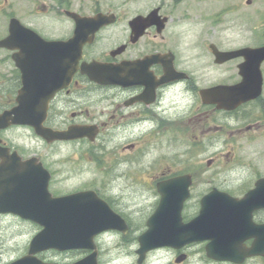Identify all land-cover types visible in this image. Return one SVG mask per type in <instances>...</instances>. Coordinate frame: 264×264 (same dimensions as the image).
Returning <instances> with one entry per match:
<instances>
[{"label":"flooded vegetation","instance_id":"af4514ba","mask_svg":"<svg viewBox=\"0 0 264 264\" xmlns=\"http://www.w3.org/2000/svg\"><path fill=\"white\" fill-rule=\"evenodd\" d=\"M201 1L0 0V42L10 28L19 32L16 47L0 44V226H38L11 209L21 206L23 192L45 183L52 198L94 191L120 216L124 229L115 231L122 241L138 244L142 230L136 234L135 228H145L153 216L160 182L189 176V196L180 211L187 223L206 193L216 189L241 198L264 180V59L260 92L231 108L227 87L245 79L244 57L221 59L218 53L264 45V28H257L256 42L231 44L232 19L263 18L264 0ZM97 73L111 74L112 82L92 78ZM54 81L63 85L51 96ZM14 107L36 117L7 122ZM86 126L94 134L47 140L37 132ZM60 144L77 149L56 158ZM238 146L255 147L256 156L235 162ZM216 147L225 151L204 157ZM89 164L103 182L114 171L133 182L143 174L139 190L151 199L145 212L132 218L95 182L65 186L66 180L83 179ZM218 167L246 171L232 183L222 178L215 185L206 172ZM250 219L263 225L264 206L252 209ZM253 240L250 235L242 244L250 247ZM208 241L154 248L136 262L264 264L262 253L241 262L208 257ZM82 250L84 256L91 253Z\"/></svg>","mask_w":264,"mask_h":264},{"label":"water","instance_id":"95a60500","mask_svg":"<svg viewBox=\"0 0 264 264\" xmlns=\"http://www.w3.org/2000/svg\"><path fill=\"white\" fill-rule=\"evenodd\" d=\"M10 32L0 44L13 48L17 46L16 38L19 32L11 28ZM13 38L15 41H12ZM218 53H221V59L244 57L241 69L245 79L227 87V91L231 94L229 99H232L231 108L256 96L261 90L259 66L264 59V45ZM92 78H99L103 80L102 82L107 79L112 80L111 74L102 73L93 74ZM62 85L59 81L51 83L49 94L52 96ZM217 89L221 91L222 87L219 86ZM223 89L225 92V86ZM35 117L34 114L14 107L6 118H8L7 122L22 123ZM40 118L43 119V115ZM37 132L47 140L94 134L90 126L71 127L66 131L38 130ZM189 186L188 175L170 178L157 185L161 199L153 216L147 221V229L138 237L139 247L136 250L139 255L138 263L142 262L145 253L152 248L164 245L179 247L203 240H209L205 245L206 254L215 259L241 262L244 257L264 254V224L255 225L250 219L252 209L264 206V180L256 181L254 189L241 198L216 189L206 193L200 200L197 216L183 223L180 211L183 202L189 196ZM21 195L24 201L21 202V206L11 209L12 212L34 221L42 228L31 238L26 254L8 264H55L41 260L36 253L48 249L63 251L81 248L92 251L81 259L65 264H97L94 237L106 229H124L123 225H119L122 223L120 216L94 191H80L52 198L47 193L44 183L40 190L25 191ZM250 235L254 240L250 247H246L242 241Z\"/></svg>","mask_w":264,"mask_h":264},{"label":"rangeland","instance_id":"374dc122","mask_svg":"<svg viewBox=\"0 0 264 264\" xmlns=\"http://www.w3.org/2000/svg\"><path fill=\"white\" fill-rule=\"evenodd\" d=\"M199 2H203L199 0ZM235 16V15H234ZM236 17V16H235ZM258 18V20H257ZM255 17L250 15L247 20L240 21L239 19H232V31H231V44L239 43H251L258 41V36L256 33L259 32L258 29L264 28V17ZM258 28V29H257ZM240 145V144H239ZM77 148L68 147L67 144H60L57 147L56 158L64 156H73L71 152H74ZM238 159L235 162L243 161L249 159L250 157H255V147L238 146L236 148ZM219 155L220 152L225 150L220 147L207 149L204 157H210L212 155ZM212 155V156H213ZM139 168V164H137ZM84 168L88 169V172L84 178H72L66 180L65 186L70 187L71 185H76L81 181H87L88 183H96L97 187L100 186V191L105 195H109L114 199V203L122 208L126 213L130 214L133 218H138L140 214L144 213L147 206L150 204V198L146 196L139 189L143 188L144 175H138L136 181L133 182L128 177H118L117 172L114 171V175H110L104 178L102 174L97 173L93 166L89 164L85 165ZM246 171L245 167L239 169H209L206 172V176L213 177L214 181L212 184H220V180L225 178L228 183L234 181V176L243 174ZM102 182V185L100 183ZM64 185V183H63ZM207 186V185H206ZM144 195V197H142ZM148 195V193H147ZM144 227V226H143ZM40 228L33 223H21L19 225H11L9 223H3L0 226V263H9L18 257L22 256L28 247L30 239ZM136 234H139V226L135 228ZM95 242L98 247V262L99 264H137V256L134 249L137 248L138 244L134 241L124 242L122 241L120 235L115 230H108L100 233L95 237ZM195 246L194 249H197ZM86 251L84 250H71L65 252L58 251H45L38 254V257L44 261L48 262H72L80 259L84 256ZM166 257H164V260Z\"/></svg>","mask_w":264,"mask_h":264}]
</instances>
